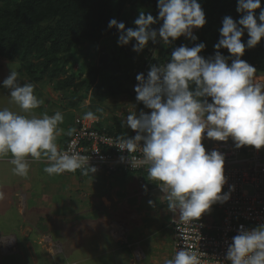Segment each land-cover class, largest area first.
Returning a JSON list of instances; mask_svg holds the SVG:
<instances>
[{
  "label": "clouds",
  "instance_id": "obj_1",
  "mask_svg": "<svg viewBox=\"0 0 264 264\" xmlns=\"http://www.w3.org/2000/svg\"><path fill=\"white\" fill-rule=\"evenodd\" d=\"M157 7V18L141 10L135 29L110 20L109 29L120 33L118 45L135 40L133 50L139 53L150 41L163 45L180 37L196 41L193 29H202L207 22L198 0H158ZM236 10L241 14L238 21L223 18L213 56L200 55L204 43L181 45L166 64L151 65L147 78L144 73L136 76L131 92L137 95L134 100L128 96L136 107L150 109V114L119 113L117 98L108 100L103 117L93 112L82 115L90 105L89 96L74 108L55 85L36 82L25 71L21 74L38 85L22 84L19 71L10 67L2 86L20 112L0 109V163L9 161L14 174L22 177L28 175L30 163L47 165L44 172L49 176L134 174L150 191L161 189L168 208L179 211L180 218L171 220L172 256L165 264H201L192 251L180 249L173 257L177 223L183 221L215 224L228 231L229 239L233 238L226 255L230 264H264V225L237 228L251 205L264 203V73L241 59L246 48L264 39V8L261 0H238ZM160 22L158 29L152 27ZM245 31L246 44L242 42ZM220 49L230 56L222 55ZM44 82L54 87L59 99L43 94L44 103L37 96L36 87L44 91L41 86H51ZM43 104L44 114L38 109ZM61 133L63 142L57 144ZM135 156L141 159L137 168L132 167ZM244 172L249 173V181L236 184ZM4 198L0 191V200ZM211 210L215 218L209 217ZM35 245L53 260L50 264H78L65 263L63 246L49 234L38 235ZM130 248L137 259L140 247Z\"/></svg>",
  "mask_w": 264,
  "mask_h": 264
},
{
  "label": "trees",
  "instance_id": "obj_2",
  "mask_svg": "<svg viewBox=\"0 0 264 264\" xmlns=\"http://www.w3.org/2000/svg\"><path fill=\"white\" fill-rule=\"evenodd\" d=\"M198 2L207 22L197 29L196 41L186 37L171 45L150 41L138 53L133 50L135 40L126 46L118 45L120 33L116 28L109 29V22L115 19L135 29L134 21L141 10L158 17V0H0V58L20 61L21 73L25 71L36 82L46 80L55 85L74 108L83 104L90 93V105L81 114L93 112L103 117L108 100L125 94L134 100L137 94L131 90L136 76L144 73L147 78L150 66L166 64L176 47L204 43L206 47L200 55L207 59L215 54L223 18H241L236 10L238 0ZM259 11L256 10L257 17ZM161 24L152 27L158 29ZM248 38L245 31L242 42L246 44ZM220 51L230 56L226 49ZM241 59L254 66L257 73H264V39L256 47L246 48ZM83 89L86 93L79 94Z\"/></svg>",
  "mask_w": 264,
  "mask_h": 264
},
{
  "label": "crops",
  "instance_id": "obj_3",
  "mask_svg": "<svg viewBox=\"0 0 264 264\" xmlns=\"http://www.w3.org/2000/svg\"><path fill=\"white\" fill-rule=\"evenodd\" d=\"M6 91L0 109L14 111L17 105ZM41 92L54 99L53 94ZM63 139L61 133L57 144ZM46 166L30 163L28 175L22 177L14 174L9 161L0 163V191L5 193L0 220L11 228L9 233H19L23 249L34 247L38 235L45 233L63 246L65 263L165 264L171 259V220L180 214L168 208L161 189L150 191L134 174L49 176ZM130 245L140 247L139 260Z\"/></svg>",
  "mask_w": 264,
  "mask_h": 264
},
{
  "label": "built area",
  "instance_id": "obj_4",
  "mask_svg": "<svg viewBox=\"0 0 264 264\" xmlns=\"http://www.w3.org/2000/svg\"><path fill=\"white\" fill-rule=\"evenodd\" d=\"M142 159V152L139 151ZM141 159L138 157L132 158V167L137 168L141 165ZM249 173L244 172L239 174L236 184H243L249 181ZM252 210L247 211L246 218L242 220L237 226L243 225L246 230L254 229L260 225H264V203L257 202L250 206ZM237 235V234H236ZM235 235V236H236ZM229 239L228 231H222L219 226L215 224L205 225L198 221H183L177 223L176 237L174 244V255L180 249L195 252L201 264H230L226 259L229 245L232 243ZM137 259H140L141 252L139 248L135 252Z\"/></svg>",
  "mask_w": 264,
  "mask_h": 264
},
{
  "label": "rangeland",
  "instance_id": "obj_5",
  "mask_svg": "<svg viewBox=\"0 0 264 264\" xmlns=\"http://www.w3.org/2000/svg\"><path fill=\"white\" fill-rule=\"evenodd\" d=\"M150 9L153 10L154 8L151 7ZM196 30L197 29H193V34L196 33ZM99 48L100 47L98 46V51H99ZM160 49H163V47H161ZM13 63H15V64H13ZM11 64H13V65H11ZM10 67L16 68L19 71L22 84H23V82H31L35 85H38L34 81L32 82L26 73H23V75L21 74L20 68L22 66H21L19 61H17V60L16 61H8V60L0 58V103L6 102L5 93L7 91L5 88H3L2 84H3V80L6 79L8 77V75L10 74ZM39 85H41V84H39ZM44 85H51V84H47L44 82ZM41 88L44 91L53 94L54 98H56V100L59 99L57 97L58 92L55 91V89L52 85L48 86V88H47V86H41ZM79 93L83 94V93H85V90L83 89ZM36 94L39 98H42L44 100V103H46L47 99L45 98L43 93L37 87H36ZM89 96H90V93H89ZM88 102L89 101H87L86 103H88ZM115 102H118V104H120V108L118 110L119 113L122 110H126L127 112L135 111L137 114H139L141 111L150 114V111H151L150 109H147L144 105H142L141 108L136 107V102H133L132 99L126 94L122 95ZM138 104H143V103L138 102ZM38 109L43 110L42 114L46 113V110L44 108V104ZM14 111L20 112V109L18 108V106H16ZM162 207H163V205H162ZM211 216L213 218H215L213 213H212V210H211ZM3 218H5V217L3 216L2 219ZM13 220L15 221V220H17V218L15 217ZM1 223H3V222L0 220V224ZM10 229L11 228H8L4 223L2 226H0V264H2V263L12 264V261H10V260H15V259H18V261H19L18 264H48V263L50 264L53 262V260L50 257H48L46 252L43 249L37 247L35 244L33 245L34 247L29 246L28 250L23 249L22 244L18 239V237L20 238L19 233H17V232L16 233H9L8 230H10ZM127 264H131L130 261ZM133 264H136V262Z\"/></svg>",
  "mask_w": 264,
  "mask_h": 264
}]
</instances>
